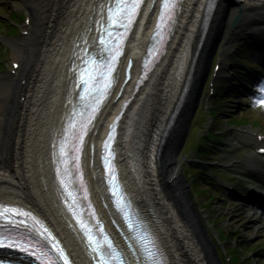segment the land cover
<instances>
[{
    "label": "bare ground",
    "instance_id": "bare-ground-1",
    "mask_svg": "<svg viewBox=\"0 0 264 264\" xmlns=\"http://www.w3.org/2000/svg\"><path fill=\"white\" fill-rule=\"evenodd\" d=\"M24 1L33 16L35 29L29 38L10 44L22 64L20 76L0 82V107H8L0 124V203H21L31 207L61 236L78 264H86L81 254V243L70 231V222L61 209L50 167L55 154L53 145L63 130L75 94L71 78V65L75 60L72 53L85 44L92 46L95 43L96 25L93 21L101 17L96 13L105 0ZM206 2L185 1L169 51L131 106L135 113L125 120L118 143L125 183L136 205L158 235L171 264H218L206 227L193 206L189 205L175 146L167 147L161 158L158 154V130L165 127L174 112L179 92L182 91L181 84L185 82L191 63L196 58ZM224 2L218 5L217 23H213L218 25L219 31L226 25L229 15ZM241 7L242 4L236 6L229 21L239 13ZM243 21L244 24L248 23ZM148 24V21L142 23L132 42L136 46L129 51V58L140 55L142 46L149 38ZM216 37L212 38V43H215ZM210 43V39L206 41L202 57L211 56ZM43 58L45 60L41 61ZM124 76L125 70L122 78ZM25 78L28 83L23 85L21 82ZM121 85L118 86V93ZM117 95L108 101L97 119L90 146L94 142H101V136L106 133L107 118L123 104V101L117 100ZM22 98L25 100L22 101ZM93 156L91 146L88 174L94 196L99 208L113 225L109 210L104 207L106 191L102 188L98 157L95 155L91 164ZM175 195L181 198L182 206L189 213L202 247L193 235V229L188 228L180 216Z\"/></svg>",
    "mask_w": 264,
    "mask_h": 264
},
{
    "label": "snow or ice",
    "instance_id": "snow-or-ice-1",
    "mask_svg": "<svg viewBox=\"0 0 264 264\" xmlns=\"http://www.w3.org/2000/svg\"><path fill=\"white\" fill-rule=\"evenodd\" d=\"M178 2L179 0H163V11L160 16L157 35L167 25V22L173 19ZM141 3L142 0H113L112 6L108 7L107 25L103 27V33L106 35H102L100 39L102 46L100 56L99 58L95 55L87 56L84 66L79 69L77 86L83 85L80 96L83 107L77 109L73 106L63 135L53 145L56 149L57 175L61 177L60 185L66 194L65 203L68 205L69 210L73 211V215H77L74 208V206H78L77 190H82L85 193L84 199H87V189L83 182V172L80 167V156L83 151L85 137L88 135L92 121L95 119V114L99 111L101 104L116 82L113 73L118 57L123 52V43L132 24L135 22ZM114 28L123 31L114 32ZM260 91L264 92V88H261ZM257 103L264 105V96H261ZM86 112L87 115H85ZM112 140L113 136L110 134L105 143L107 155L103 158L106 167L110 165V158H114L110 150ZM109 175V183L112 185V181L116 179L114 169L109 168ZM110 190L115 198L118 210L127 222L132 238L139 243L146 260L150 264H162L157 259L155 241L139 218V213L133 209L131 201L125 197L122 189H119L118 186L112 185ZM16 217L27 218L32 223L27 224L25 220H17ZM77 218L81 228L85 230V235L89 240L93 253L98 257V264H133V261L128 259L127 254L118 250L112 244L107 235L104 236V242L101 244L92 235L88 224L79 217ZM21 228L27 229L30 233L35 232L38 236L43 237L45 241L51 243L58 256L54 259L50 251L44 250L42 245L36 251L30 252V247L36 248L39 241L34 243L28 236L16 231ZM101 231L103 230L101 229ZM50 237L51 233L48 229L30 212L17 207L0 205V247L20 249L35 256L42 264H60V262L69 264L68 257L64 254L63 249L59 248L57 243H52L49 240ZM52 239L54 240V238Z\"/></svg>",
    "mask_w": 264,
    "mask_h": 264
},
{
    "label": "rangeland",
    "instance_id": "rangeland-1",
    "mask_svg": "<svg viewBox=\"0 0 264 264\" xmlns=\"http://www.w3.org/2000/svg\"><path fill=\"white\" fill-rule=\"evenodd\" d=\"M5 1L6 0H0V10H1L0 11V17L4 16V17L11 18L12 17L11 15L14 12H15L14 14H16L17 16H19V15L21 16L22 14L24 16L25 15H31L29 10H27L26 6H25V8L22 6H18V5L13 6L14 9H11L12 11L10 10V8L6 9V7L12 6V5H10V3L7 2V4L5 6H2L1 4L4 3ZM245 1H246V3L248 2L247 0H245ZM1 23H3V22L0 20V25H1ZM21 26H22V24L19 25L20 28H21ZM14 39H18V38L14 37ZM15 56H16V54L13 55V53L12 54L4 53V51L0 52V71H1V73L7 74L8 71L11 70V67H12L11 62L13 60H17ZM210 69H211V67L209 68V71H210ZM209 71H208V74H209ZM202 94H203V91H202ZM5 109L6 108L4 107L3 110H5ZM3 112H5V111H3ZM0 114H1V112H0ZM236 116L238 118H240L241 116H244L241 121L237 122L238 124L254 122L255 124H258L261 126L258 128L264 129V110H258V111H254V112H250L249 110H246V111L242 110L241 112L237 113ZM243 127H245V126H243ZM219 128H221L222 130H226V132H227V129H225L223 124L220 125ZM258 128H256V129H258ZM198 134H199V132L195 133L197 143L199 142ZM188 138L189 137H187V139L185 141L186 143L185 142L182 143L180 140L181 143L180 144L178 143L176 146L177 149H175V152L177 153L178 161H180V163H181L180 171L184 175V181L183 182L185 185L187 184L186 183L187 178L190 176V174H188V173H190V171H189L190 167H191V165H193V163L192 164L188 163L189 159L191 158L189 151H190L191 147L195 149L194 145L190 146V144L188 142ZM232 157H229V158H232ZM238 157L242 158V156H239V155H238ZM192 176L194 178H197L198 174H193ZM195 186H194V188H195ZM205 189H206V187H204V189L201 188V190H200V189H197V186H196L197 193L199 195H201V197L197 200V202H196V199L194 197L192 199H193V201L195 200V204H196L195 206H197L198 210L200 209L202 211L203 209H205L204 216H206L209 221L211 220V222H213V223H211V225H214V221H215L217 226H219L220 228L223 229V237H224L223 239L229 240L228 244H225L229 253L233 251V249L230 247L239 245L242 242L240 237L239 238H237V236L234 237V236H232L233 234L230 235L229 233L233 232L235 234L236 232H238L243 237V239L246 240V242L247 241L250 242L248 244L249 246H255V247L252 249H250L248 247L247 250L241 249V247H240V249H239L240 255H237V256L243 257V259H248L247 264H264V261L261 258L256 257V254H257L256 252H258V250L261 246H264V230H258L257 229V231H256V230L251 229V228L256 229V227L249 225L250 221L247 218L242 219V217L239 216L240 214L235 207L232 208L231 206L220 203V200L217 199V197L214 194L211 195L209 193H206ZM215 189L217 191L220 190L219 187H217ZM196 190H194V191H196ZM220 193H222V192H219L218 194H220ZM188 194H189V192H188ZM193 194H196V193L192 192V195ZM212 196L214 198H212ZM220 196H221V194H220ZM207 226L211 227L209 225V223H207Z\"/></svg>",
    "mask_w": 264,
    "mask_h": 264
},
{
    "label": "water",
    "instance_id": "water-1",
    "mask_svg": "<svg viewBox=\"0 0 264 264\" xmlns=\"http://www.w3.org/2000/svg\"><path fill=\"white\" fill-rule=\"evenodd\" d=\"M193 210H194V209H193ZM214 253H215V258H216V260H218L215 249H214Z\"/></svg>",
    "mask_w": 264,
    "mask_h": 264
},
{
    "label": "trees",
    "instance_id": "trees-1",
    "mask_svg": "<svg viewBox=\"0 0 264 264\" xmlns=\"http://www.w3.org/2000/svg\"><path fill=\"white\" fill-rule=\"evenodd\" d=\"M236 253V252H235Z\"/></svg>",
    "mask_w": 264,
    "mask_h": 264
}]
</instances>
